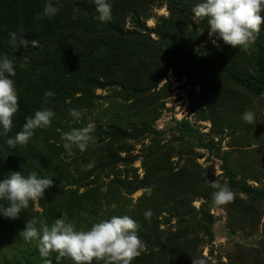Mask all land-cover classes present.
<instances>
[{"label":"rangeland","instance_id":"1","mask_svg":"<svg viewBox=\"0 0 264 264\" xmlns=\"http://www.w3.org/2000/svg\"><path fill=\"white\" fill-rule=\"evenodd\" d=\"M108 2L111 19L106 22L97 19L92 0L67 2L60 8L64 30L52 43L22 45L21 52H27L30 63H40L47 53L54 52L59 62L74 63L71 79L58 81L41 75L33 79L35 66L23 70L12 60L16 75L11 78L17 87L30 93L52 91L63 97L69 109L83 112L79 120L57 130V150L49 153L50 172L56 176L80 172L85 151L74 148L69 156L61 134L91 123L95 142L90 146L97 154L90 162L94 164L89 185L80 188L79 194L96 188L103 192L112 179H133L136 190L125 196V203L138 205L148 194L142 204L155 212L152 216L157 214L161 228L192 230V218L212 223L211 239L198 235L203 243L196 252L202 253L205 263L264 264V27L244 52L222 40L212 42L215 37H209L207 19H193L192 8L201 0L180 4L153 0L151 5L150 0ZM182 7L184 15L178 16ZM169 40L186 50L183 64L169 55ZM12 53L7 55L9 59L15 51ZM247 110L254 113L255 125L243 121ZM142 126L147 128L145 133L121 142H108L96 135L97 127L128 134ZM98 154L125 160L123 165L99 170L95 164ZM209 180L228 186L232 200L214 206ZM58 186L64 192L74 189L63 180ZM94 197L95 205H100L97 211L78 210L81 229L99 222L100 217L111 218L107 212L115 206L109 197ZM180 206L188 207L187 216L176 210ZM29 207L43 221L40 201ZM57 214L50 218L51 223ZM58 216L66 217L64 213ZM188 234V238L195 236ZM189 250H169L161 262L193 264L194 243ZM55 256L50 257L52 264H57ZM0 264H43V259L32 241L0 245Z\"/></svg>","mask_w":264,"mask_h":264},{"label":"trees","instance_id":"2","mask_svg":"<svg viewBox=\"0 0 264 264\" xmlns=\"http://www.w3.org/2000/svg\"><path fill=\"white\" fill-rule=\"evenodd\" d=\"M79 0H53L54 3L63 5L67 2H74ZM150 0V5L153 3ZM172 3L180 4L183 0H170ZM46 0H0V58L7 56L8 54L15 51V55L10 57V60L14 62L18 61L19 64L24 63L26 67L35 66L36 71L34 72V77L36 75H41L44 79L56 78L58 81H63V78L73 77V72L75 71L74 63L64 64L58 61L57 53L52 54L47 53L40 63L33 64L27 60V52H21L22 44L20 39L23 38L27 41L37 40L39 41V46L44 47L48 43L53 42L55 35L64 30L62 27V17L64 16L62 12H58L52 19L43 16V8ZM135 5L133 4V7ZM183 9L181 8L177 12L178 16H183ZM37 13L42 15V19L36 20L35 16ZM10 32L16 33V43L11 44ZM167 51L172 59L179 65L184 63V58L186 55V50L181 44L174 41H168ZM13 54V53H12ZM55 56V58H54ZM23 70H26L24 69ZM40 77V78H41ZM17 87V86H16ZM19 92V111L14 117V127L8 136L0 135V181H3L10 172L19 171L23 175L27 176L32 171H36L39 176L52 178L54 183L53 186L45 190L44 198L40 200V208L42 213L40 218L43 219L49 226H51V217L54 213H58L56 218L58 219L59 213H64L66 215L65 219L69 221H75L77 229H81L82 223L77 220L78 210L82 209L83 212H94L100 208V205H95L97 199L94 196L99 197H109V202L115 206L114 209L109 210L107 215L112 217L114 215H128L133 218L139 225L138 235L143 241V251L141 255L136 258L133 263L140 264H162L161 260L163 255L169 250L174 251H190L189 247L194 243L193 258L206 259L202 256V253H197L196 249L203 243V239H200L199 234L205 236L209 239L213 237L212 235V223L204 220L203 218H192L190 221L192 230H188L186 227H182L178 232H171L167 229L161 228L159 222L157 221L156 215L153 210L148 209L142 203L145 202L148 194L143 195V198L139 201L138 205L128 206L125 203V196L131 195L136 187L133 186L134 182L132 180H127L123 178L112 179L107 184L105 190L102 192L99 188L86 190L82 194L78 193L80 188L88 187V180L91 173L88 171H83L81 166L88 165L93 158L94 153L97 151H92V146L89 145L88 149L83 153L80 159L79 167L80 172L78 174L66 171L64 174L56 176L49 170L50 158L49 153L53 150H57L56 142L54 136L57 130L63 125H67L74 118L69 114V107L64 104L63 97H50L47 105L43 104L44 93H30L24 91L17 87ZM49 108L54 111L55 116L52 118L50 127L46 129H36L34 131L33 137L30 139L27 146H19L16 148H11L7 146L6 140L9 137H14L17 132L22 130L23 124L26 122V118L29 116H34L37 110L43 108ZM97 136L100 139H105L108 142L116 141L121 142L132 137H137L147 131L145 126L140 127L135 133H125L118 129H109L107 131L101 130L97 127ZM52 141L51 143H49ZM51 148L50 150L45 147ZM103 152V150H102ZM105 152V150H104ZM99 156V157H98ZM125 159L116 157L114 155L107 156L103 154L97 155V162L99 170H104L106 168H112L114 166L123 165ZM88 162V163H87ZM68 183L69 186H74V189H69L64 192L59 188V183L61 181ZM99 192V193H98ZM124 200V201H122ZM142 204V205H141ZM186 206H180L176 210L183 217L187 216L189 213ZM151 212L150 218H145L146 212ZM39 217L32 214L30 207L21 212L20 218L16 220L7 219L0 214V245L1 246H18L24 245L27 242L20 237L21 231L26 227V220ZM103 218H99V221ZM93 223L88 226L84 225L83 229L86 227L90 229ZM183 233L185 235H183ZM195 234L194 237L188 238L189 234ZM192 252V251H191ZM66 264H71V261L66 260ZM93 264H96L94 261ZM205 264H215L207 262ZM217 264H222L218 262Z\"/></svg>","mask_w":264,"mask_h":264},{"label":"clouds","instance_id":"3","mask_svg":"<svg viewBox=\"0 0 264 264\" xmlns=\"http://www.w3.org/2000/svg\"><path fill=\"white\" fill-rule=\"evenodd\" d=\"M101 22L111 19V4L108 0H92ZM62 5L46 0L43 16L52 19ZM78 11V9H74ZM193 19L196 21L207 19L209 37H215L213 43L222 40L224 44L233 49L248 52L257 40L262 27H264V0H201L192 8ZM37 13L36 20L42 19ZM75 18V16L73 17ZM10 43L15 45L16 33L10 32ZM20 43L27 48L38 47L39 41L31 42L20 39ZM20 68L26 65L21 63ZM16 75L14 62L7 56L0 58V135L8 136L14 127V117L19 111V92L15 81L11 78ZM55 93L46 91L43 104L47 105L49 98ZM69 114L76 120L83 115L82 110L69 109ZM53 110L45 107L37 110L34 116L26 118L22 130L14 137L6 140L7 146L16 148L27 146L36 129L50 127ZM242 119L248 125H255V115L247 110ZM95 131L94 125L89 123L80 129H73L61 134L63 147L69 156L73 149L81 152L88 149L95 142L91 133ZM94 162L82 165L83 171L90 170ZM53 179L41 177L36 171L25 176L22 172H10L3 181H0V214L4 218L16 220L20 218L23 210L30 204L36 205L44 198L45 190L53 186ZM214 189L212 201L214 206H223L232 200L233 193L228 186L221 185L217 180L207 181ZM151 212L145 213V218H150ZM138 223L128 215H114L93 223L90 229H77L75 221L65 218L55 219L49 226L46 222L36 217L26 220V227L20 233L25 242L36 241L43 264H52L50 257L56 254L57 264L62 260H69L71 264H133L143 251V241L138 235ZM193 264H205L203 259L193 258Z\"/></svg>","mask_w":264,"mask_h":264}]
</instances>
